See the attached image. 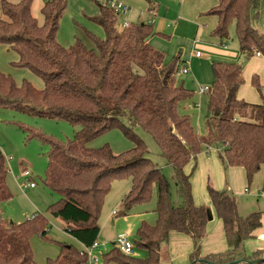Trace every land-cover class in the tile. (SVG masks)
I'll use <instances>...</instances> for the list:
<instances>
[{
    "label": "trees",
    "instance_id": "obj_1",
    "mask_svg": "<svg viewBox=\"0 0 264 264\" xmlns=\"http://www.w3.org/2000/svg\"><path fill=\"white\" fill-rule=\"evenodd\" d=\"M99 13L93 20L101 25L105 37L92 36L96 48H88L79 38L70 46L58 40L60 21L66 0H45L41 12L43 24L32 14L34 0L10 3L2 0L4 17L0 18V44L16 51V66L27 67L39 75L44 87L38 89L28 80L18 85L0 70V107H12L40 117L64 119L80 126L67 143L46 137L21 126L48 143V167L45 184L59 195L49 210L65 222L64 230L83 245L99 240V223L106 196L115 180L131 179L132 187L121 201L116 216H126L138 203L149 201L156 187L157 221H143L137 230L135 245L148 250L138 258L123 253L119 247L103 254L105 263L161 264L163 245L172 231L190 236L193 250L190 264H264V250L247 254L245 242L254 238L262 226V211L241 215L229 190L208 185L217 216L223 221L229 249L203 256L202 241L210 221V208L196 205L191 175L185 167L205 148L222 144L220 158L227 166H241L247 178L264 172V102L249 103L239 98L244 83L243 66L238 61H214V80L208 89L209 117L207 132L200 135L181 105L194 93L177 74L183 65L180 56L168 62L165 53L150 42L157 33L150 22H131L119 28V17L101 0H95ZM150 10L158 5L148 0ZM263 0H218L207 14L218 17L212 35L223 41L236 22L242 55L264 56V32L252 24V13ZM253 82L261 89L257 76ZM250 109L254 121L242 120L237 112ZM141 127L152 135L161 155L174 168L182 204L172 201L171 183L161 168L148 157V147L135 131ZM121 129L134 146L116 154L106 144L99 148L89 143L103 133ZM8 168L0 155V203L13 198L8 184ZM264 191V180H263ZM48 217L34 215L17 223L0 214V264H40L36 261L31 239L41 234L49 239ZM242 259V262H236ZM250 260H258L248 263ZM88 258L73 244L60 243L56 258L43 264H86Z\"/></svg>",
    "mask_w": 264,
    "mask_h": 264
},
{
    "label": "rangeland",
    "instance_id": "obj_2",
    "mask_svg": "<svg viewBox=\"0 0 264 264\" xmlns=\"http://www.w3.org/2000/svg\"><path fill=\"white\" fill-rule=\"evenodd\" d=\"M10 3H18L21 0H7ZM45 0H34L32 5V14L36 17L40 24L44 22V16L41 12ZM67 8L60 21L58 34L59 42L70 47L79 38L88 48H96L92 40V36L99 38L105 37V31L101 25L96 23L93 18L99 13V6L95 0H66ZM130 5L131 10L125 16L119 17V23L125 18H133V22H150L154 24L156 35L153 38V44L162 50L166 55V60L170 62L176 56H180L186 63H183L177 78L180 82H184L186 87L194 93L192 99L181 105L182 113L190 116L191 122L200 135L207 132L206 121L209 117L208 108V92L200 93V87L212 86L214 74L212 64L214 61H238L242 64L244 73V83L239 89V95H243L245 101L249 103L264 102V77L259 79L261 89L253 82L255 73L254 58L242 55L240 53V44L236 33V22H232L229 27L228 37L223 39L224 45L230 50L237 52L236 59H228L219 52L211 50L205 45H211L217 50L224 46L221 39L211 34L212 30L218 23V17L213 14H207L206 10L216 6L218 0H151L158 7L156 11L150 10L148 0H132L126 1ZM163 4V13L169 11V17L174 16L183 9V13L187 18L196 16L200 22L199 32L196 33L190 28L184 29L174 37L173 32L176 20L170 18L164 21L160 19L159 8ZM264 0L261 3V11ZM200 7V8H198ZM169 8V9H168ZM202 11L204 13L202 14ZM187 13V14H186ZM4 17L2 11V0H0V18ZM205 25L208 26L205 28ZM160 28V29H159ZM173 29V30H172ZM206 29V30H205ZM204 31H206L204 33ZM200 39L199 46H195V39ZM73 42L71 43V41ZM153 45V46H154ZM200 51L202 57L192 55ZM183 56V57H182ZM183 58V59H182ZM19 60L16 51L5 44H0V70L11 75L18 85L24 80H28L34 87L42 89L44 87L43 79L27 67H20L13 64ZM186 65L189 69L188 73L182 72V67ZM240 98V96H239ZM255 100V101H252ZM242 120L254 121L250 109H246L236 114ZM30 128L40 132L46 137L53 138L59 142L67 143L73 140L75 132L80 128L64 119H53L48 117H40L34 114L19 111L12 107H0V155L3 156L5 165L8 168V184L13 193V198L9 201L0 203V214L9 221L17 223L27 220L28 217L37 214H45L48 217L49 225L47 227V235L49 239L44 238L41 234H36L31 239L32 248L35 259L38 263L43 264L48 258H56L60 253V243L73 244L78 248H82L81 243L71 234L64 230L65 222L56 217L49 207L58 201L59 195L45 184V176L48 167V154L50 146L48 143L41 141L36 137H30L29 133L21 126ZM134 131L140 135L148 147V157L152 158L161 168L171 183L172 201L175 205L182 204L183 198L180 195L179 187L176 184V175L174 168L167 163V160L161 155L160 148L151 134L141 127H135ZM108 144L114 153L119 154L131 149L134 143L126 137L124 132L119 128L111 129L102 135L96 137L89 143V147L99 148ZM223 145L213 144L209 149H204L198 154L197 158L192 160L185 167L187 174L191 175L192 192L196 205H205L215 211L211 201L208 185L211 184L219 190H229L237 201L239 212L246 216L255 211H262L264 217V191L263 180L264 172L259 171L254 175L251 181L248 180L246 171L241 166H227L220 158L223 152ZM204 161V162H203ZM24 169H30L31 177L22 174ZM34 181L35 187H22L26 182ZM131 186L130 179L115 180L112 188L106 196L99 223L103 227L104 238L100 241H107L108 251L114 248L113 241L118 236V231L123 232L132 230L129 238L135 243L139 238L137 230L143 221L155 224L157 221L156 203L157 194L156 187L152 198L143 203L136 204L127 217L114 216L113 209L117 208L126 193L124 185ZM248 188V192H244V188ZM131 189V188H130ZM117 204V205H116ZM121 218L120 222L112 221ZM216 219H219L217 216ZM184 236V235H183ZM112 239V240H110ZM171 240L168 247H179V242L175 244ZM135 245V244H134ZM168 242L163 245L161 252V264H171L168 259L169 251L166 248ZM182 245V244H181ZM135 255L138 258L148 256V250L144 247L135 245ZM94 255L100 257L98 264H115L105 263L103 254L100 250H95ZM86 264H90L88 261ZM190 264V263H189Z\"/></svg>",
    "mask_w": 264,
    "mask_h": 264
},
{
    "label": "crops",
    "instance_id": "obj_3",
    "mask_svg": "<svg viewBox=\"0 0 264 264\" xmlns=\"http://www.w3.org/2000/svg\"><path fill=\"white\" fill-rule=\"evenodd\" d=\"M126 1H132V0H126ZM198 8H200V7H198ZM207 10H209V8ZM162 11H163V4L159 8V15L160 16L164 15L163 17H160V19H162V25H164L163 24L164 21H167L166 19H168V18H170L171 20H176L178 18L176 21H174L172 23V24H175L174 25L175 28H174V32H173L174 37L179 35L180 31L184 32L185 31L184 29H186V28H190L191 31L192 30L194 31V29L196 28V33L199 32L200 22L198 21L196 16H192L194 18H187V16H185L183 13V9L180 10L178 13L176 12V14L174 16H171V17H169V11L164 12V13ZM203 13H204V11H202V14ZM252 14H253L252 15L253 26L256 29H258L259 31L264 32V4L262 5V9L260 12L253 11ZM128 20L130 22L135 21L133 18H128ZM207 27L208 26L205 25V28H207ZM205 32L206 31H204V33ZM211 34H212V32H211ZM153 38H154V36L150 40L152 45H154L153 44ZM72 42H73V40L71 41V43ZM75 42H76V40H75ZM200 42H201V40L200 39L198 40V38H196L195 39V46H199ZM221 44L224 47L222 49L220 48L219 50H217L215 47H213L211 45H205V46L210 48L211 50H214L216 52L223 54L225 56V58L232 59V60L236 59L237 52L235 50H230L226 45H224L223 41H221ZM156 48H158V47H156ZM194 54L196 56V53L193 52L192 55L194 56ZM196 57H198V56H196ZM201 57H202V54H201V56H199V58H201ZM252 58H254V60H255L254 65H256V66H255L254 71H255V73L258 77V80H259L262 77H264V56L256 54ZM183 62L186 63V61L184 59H183ZM243 73H244V69H243ZM238 93H239V91H238ZM239 96H240V98L241 97L245 98L243 95H239ZM252 101H255V100H252ZM30 179L32 180L31 176H30ZM131 187H132V181H131L130 187L127 184V185H124L123 188L127 189L126 190V193H127L128 191H130ZM248 191H249L248 188L245 187L244 192H248ZM117 208H120V205ZM115 211H116V208L113 209V214L116 217L117 213ZM210 212H211V219L208 223V226L206 229V234H205V237L203 238V241H202L201 253L203 256H206L209 254H214V253L225 252L229 249V245L227 242L223 221L220 218L216 219L217 218L216 211H214L213 209H210ZM32 216H34V215H32ZM32 216H30V217H32ZM114 216L111 217L112 221H114L115 223L120 222L121 218L115 219ZM30 217H28V218H30ZM122 217L125 218V216H122ZM126 217H127V215H126ZM131 230H132V226H130V230H127L125 232H123V230H119L118 235L122 234V233H128L130 236ZM254 235H255L254 238L248 239L245 242V249H246L247 254H252V253L259 251V250L260 251L264 250V217L263 216H262V226L255 231ZM116 237L117 236H115V238ZM103 238H104V234H103V227H102L101 231H100V235H99V240L103 239ZM115 238H114V240H115ZM110 240H112V239H110ZM171 240L175 241L174 245L177 244V242H179V247H177V246L168 247L169 244H171ZM105 242H107V241H105ZM81 246H83L82 243H81ZM193 247H194L193 240L190 236L183 234V233H180V232L172 231L170 238H169V241H168V245L166 247V248H168L167 250L169 251V257H170V259H168L169 262L171 264H189L190 263V254L193 250Z\"/></svg>",
    "mask_w": 264,
    "mask_h": 264
},
{
    "label": "built area",
    "instance_id": "obj_4",
    "mask_svg": "<svg viewBox=\"0 0 264 264\" xmlns=\"http://www.w3.org/2000/svg\"><path fill=\"white\" fill-rule=\"evenodd\" d=\"M102 2L106 3L111 9H113L118 17L125 16L128 14L131 10L130 5H128L126 2L121 0H101ZM131 22L127 19L119 23V28L124 29L129 27ZM257 54L261 55L260 52ZM196 56H201L200 51L196 52ZM189 69L186 65L182 67V72L184 74L188 73ZM209 89L208 86L200 87V93L207 92ZM23 175L30 177L31 171L30 169H24L22 172ZM36 183L34 181L26 182L22 185V187H35ZM247 190V189H246ZM116 212V211H115ZM114 246L119 247V249L127 254V255H135V245L134 242L129 238L128 233H122L119 234L115 240L112 242ZM108 242H102L100 240L95 241L92 245L87 246L83 245L81 248V254L86 256L88 258V261L90 264H97L100 262V257L97 255H94L95 250H100L102 254L108 252Z\"/></svg>",
    "mask_w": 264,
    "mask_h": 264
},
{
    "label": "water",
    "instance_id": "obj_5",
    "mask_svg": "<svg viewBox=\"0 0 264 264\" xmlns=\"http://www.w3.org/2000/svg\"><path fill=\"white\" fill-rule=\"evenodd\" d=\"M55 216L56 217H58V213H55ZM210 219H211V212H210ZM260 260H264V259H260ZM243 260L242 259H240V260H237L236 262H242ZM258 260H250V261H248V263H255V262H257ZM210 264H217V263H214V262H210Z\"/></svg>",
    "mask_w": 264,
    "mask_h": 264
}]
</instances>
